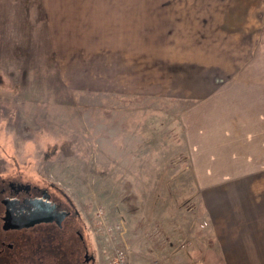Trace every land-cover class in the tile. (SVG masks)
Wrapping results in <instances>:
<instances>
[{"label":"rangeland","instance_id":"374dc122","mask_svg":"<svg viewBox=\"0 0 264 264\" xmlns=\"http://www.w3.org/2000/svg\"><path fill=\"white\" fill-rule=\"evenodd\" d=\"M17 1L19 7L0 0V182L2 173H21L64 190L86 223L97 264H110L108 256L118 249L127 252L124 264L158 260L152 254L164 246L162 216L172 217L173 227L176 217L165 208L182 207L177 217L182 211L187 222L193 209L198 214L192 177L212 183L227 169L264 166V133L262 141L248 136L252 140L238 142L228 134L233 128L205 125L207 113L212 122L228 119L222 109L227 103L207 109L185 92L159 94L157 78H142L140 70L149 64L138 47L135 58H125L136 67L128 78L103 58L95 61L96 51L106 48L38 40L46 34L45 17L31 0ZM194 1L204 0L183 3ZM248 1L262 14L264 48V0ZM180 179L187 190H174Z\"/></svg>","mask_w":264,"mask_h":264},{"label":"crops","instance_id":"0c3cea01","mask_svg":"<svg viewBox=\"0 0 264 264\" xmlns=\"http://www.w3.org/2000/svg\"><path fill=\"white\" fill-rule=\"evenodd\" d=\"M31 4L46 22V34L38 40L52 41L53 46L106 48L104 53L96 51L95 61L103 58L102 63H111L112 72L127 71L128 78L136 67L135 61L125 58H135L138 47L143 64H149L142 66V78H157L162 88L157 92L163 91L159 94L185 92L194 103L204 101L197 106L207 109L227 103L222 109L228 119L212 122L207 113L205 125L233 128L228 134L237 135L238 142L252 140L248 136L262 141L264 48L262 14L261 18L256 14L254 2L204 0L184 6L183 0H31ZM203 119L202 115L199 127ZM196 171L189 172L206 173ZM222 175L226 177L212 183L192 177L190 191L200 202L195 207L198 214L191 211L190 222L182 211L178 219L182 207L165 208L176 217L173 227L172 217L162 216L164 246L152 254L160 264H264V166L227 169ZM185 187L182 179L174 183L175 191ZM183 240L188 247H183Z\"/></svg>","mask_w":264,"mask_h":264},{"label":"flooded vegetation","instance_id":"af4514ba","mask_svg":"<svg viewBox=\"0 0 264 264\" xmlns=\"http://www.w3.org/2000/svg\"><path fill=\"white\" fill-rule=\"evenodd\" d=\"M78 214L55 183L2 173L0 264H97Z\"/></svg>","mask_w":264,"mask_h":264},{"label":"built area","instance_id":"2783aa9c","mask_svg":"<svg viewBox=\"0 0 264 264\" xmlns=\"http://www.w3.org/2000/svg\"><path fill=\"white\" fill-rule=\"evenodd\" d=\"M127 258V252L123 249H118L115 251L114 255L110 258L111 263L113 264H124ZM149 264H160L157 260L150 262Z\"/></svg>","mask_w":264,"mask_h":264}]
</instances>
